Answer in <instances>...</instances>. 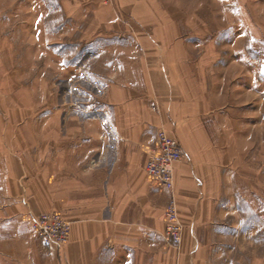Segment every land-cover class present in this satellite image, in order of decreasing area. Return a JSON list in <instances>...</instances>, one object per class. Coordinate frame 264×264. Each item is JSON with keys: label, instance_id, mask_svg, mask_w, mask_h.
<instances>
[{"label": "crops", "instance_id": "crops-1", "mask_svg": "<svg viewBox=\"0 0 264 264\" xmlns=\"http://www.w3.org/2000/svg\"><path fill=\"white\" fill-rule=\"evenodd\" d=\"M167 1L41 0L40 31L60 15L95 34L42 45L48 73L23 91L38 102L11 92V134L0 141V239H11V264H240L218 263L209 243L228 229L217 217L233 159L223 85L209 77L223 72L221 59L185 34L190 15ZM160 130L183 152L173 168L178 247L166 236L169 194L144 172ZM52 211L71 224L61 248L40 246L30 229Z\"/></svg>", "mask_w": 264, "mask_h": 264}, {"label": "rangeland", "instance_id": "rangeland-1", "mask_svg": "<svg viewBox=\"0 0 264 264\" xmlns=\"http://www.w3.org/2000/svg\"><path fill=\"white\" fill-rule=\"evenodd\" d=\"M166 5L190 15L193 29L185 34L205 41L208 55L220 58L218 66L223 67L219 72L213 65L209 77L223 85L224 138L232 144L233 159L225 171L224 214L217 217L218 226L228 229L224 238L209 240L219 252L213 258L264 264V0H169ZM41 6V0H0V141L11 134V113L5 112L11 109V92L16 91L19 101L38 102L37 92L31 97L23 91L30 85L38 88L40 76L48 73L42 45L95 34H80L71 18L60 15L47 17L46 30L40 31ZM232 88H239L237 96L232 97ZM6 147L0 143L1 152ZM5 199L0 195V205ZM3 212L0 208V226ZM0 264H11V239H0Z\"/></svg>", "mask_w": 264, "mask_h": 264}, {"label": "built area", "instance_id": "built-area-1", "mask_svg": "<svg viewBox=\"0 0 264 264\" xmlns=\"http://www.w3.org/2000/svg\"><path fill=\"white\" fill-rule=\"evenodd\" d=\"M183 159L178 141L160 130L156 148L149 154L144 166L147 182L169 194L164 209L166 236L177 247L183 238V227L179 219L177 200L174 195L173 168ZM30 226L44 247H63L69 240L71 226L60 212H52L31 218Z\"/></svg>", "mask_w": 264, "mask_h": 264}]
</instances>
